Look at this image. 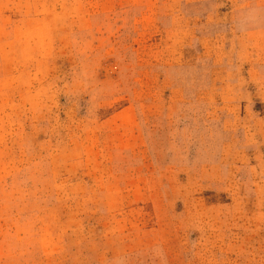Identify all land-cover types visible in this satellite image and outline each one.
I'll list each match as a JSON object with an SVG mask.
<instances>
[{
    "label": "rangeland",
    "instance_id": "obj_1",
    "mask_svg": "<svg viewBox=\"0 0 264 264\" xmlns=\"http://www.w3.org/2000/svg\"><path fill=\"white\" fill-rule=\"evenodd\" d=\"M0 264H264V0H0Z\"/></svg>",
    "mask_w": 264,
    "mask_h": 264
}]
</instances>
